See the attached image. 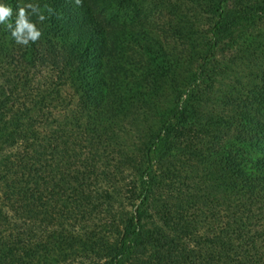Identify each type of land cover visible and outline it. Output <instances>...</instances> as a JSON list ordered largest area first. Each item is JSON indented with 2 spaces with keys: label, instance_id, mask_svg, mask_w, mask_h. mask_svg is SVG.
Wrapping results in <instances>:
<instances>
[{
  "label": "trees",
  "instance_id": "trees-1",
  "mask_svg": "<svg viewBox=\"0 0 264 264\" xmlns=\"http://www.w3.org/2000/svg\"><path fill=\"white\" fill-rule=\"evenodd\" d=\"M33 2L37 42L0 26V264H264V0Z\"/></svg>",
  "mask_w": 264,
  "mask_h": 264
},
{
  "label": "clouds",
  "instance_id": "clouds-1",
  "mask_svg": "<svg viewBox=\"0 0 264 264\" xmlns=\"http://www.w3.org/2000/svg\"><path fill=\"white\" fill-rule=\"evenodd\" d=\"M49 12L50 8L33 0H24L15 8L7 0H0V26L10 33L16 44L27 47L42 37L39 25L47 19Z\"/></svg>",
  "mask_w": 264,
  "mask_h": 264
},
{
  "label": "rangeland",
  "instance_id": "rangeland-1",
  "mask_svg": "<svg viewBox=\"0 0 264 264\" xmlns=\"http://www.w3.org/2000/svg\"><path fill=\"white\" fill-rule=\"evenodd\" d=\"M141 6L146 13V16L141 18L142 23L146 26V30L142 32L146 35L148 34V37L153 36L158 39L166 48L180 49V44L176 39H173L170 33L172 15L162 9L151 6L149 2H144ZM120 15L121 17L124 15L122 9H120Z\"/></svg>",
  "mask_w": 264,
  "mask_h": 264
}]
</instances>
